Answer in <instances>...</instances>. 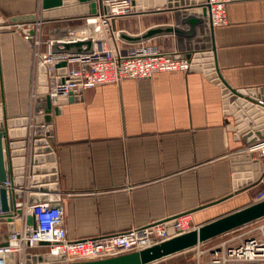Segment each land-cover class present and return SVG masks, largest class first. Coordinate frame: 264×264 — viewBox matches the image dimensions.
<instances>
[{
  "label": "crops",
  "instance_id": "1",
  "mask_svg": "<svg viewBox=\"0 0 264 264\" xmlns=\"http://www.w3.org/2000/svg\"><path fill=\"white\" fill-rule=\"evenodd\" d=\"M41 1L0 0V19L33 14ZM179 12L154 9L115 18L112 26L114 32L140 36L151 28L180 26ZM226 17L227 25L213 29L210 45L198 49L188 46L192 39L175 35L114 43L120 49L177 55L213 45L223 81L234 90H256L264 104V0H231ZM83 25L81 19H62L41 29ZM23 35L8 27L0 32V102L8 119L29 108L31 54ZM60 109L53 119L52 146L58 192L48 197H62L70 240L117 234L184 213L199 227L253 204L264 186L262 175L252 187L234 191L229 160L250 153L249 146L234 139L220 88L203 73L172 71L98 85ZM5 230L1 225L0 244ZM204 261L196 254V264Z\"/></svg>",
  "mask_w": 264,
  "mask_h": 264
},
{
  "label": "built area",
  "instance_id": "2",
  "mask_svg": "<svg viewBox=\"0 0 264 264\" xmlns=\"http://www.w3.org/2000/svg\"><path fill=\"white\" fill-rule=\"evenodd\" d=\"M231 0H204L200 9L205 10L201 19L208 22L209 31L216 27L227 25L226 6ZM109 7V14L102 12ZM131 0H101L96 15L74 17L81 19L84 25L80 28L54 29L44 34L41 5L33 13L31 22L8 24L9 29L19 31L21 28L33 29L31 36L23 35L28 42L31 54L30 88L28 94V111L24 115L27 119L26 154L24 165V184L21 187L23 197L16 201L15 207L20 209V216L14 217L15 231L6 234L0 246V258L6 254L12 255L10 264H25L24 257L30 250L43 248L41 253L56 257V264H71L93 262L115 258L131 253L141 252L152 246L164 243L171 238L197 230L192 222L190 213L180 214L174 218L154 222L143 227L131 228L117 234L70 240L64 228V213L61 208L62 197L58 194L48 197L46 201L29 203V187L32 175L31 143L35 137L48 138V124H34L37 116L46 115V110L36 108L37 97L48 98L51 107H58V102L66 101L78 90L84 91L98 85L119 83L122 80H146L157 73L181 71L189 72L191 63L187 59L175 58L178 53H164L155 48L120 49L115 43L111 47L109 37L104 26L110 25L118 17H128L139 12L131 10ZM52 21V20H49ZM95 34V35H93ZM113 42L118 38L117 32H112ZM90 39L92 50L89 54H54L51 52L53 44L76 43ZM62 64H64L62 66ZM44 68V72L40 68ZM87 68V69H86ZM63 70V73L59 71ZM41 75L45 76L46 84L42 85ZM46 87V92L39 93V89ZM46 103V100H43ZM52 114V111H51ZM250 153H258V158H264V141L248 147ZM0 186L12 190L10 182L6 180ZM264 200V186L254 196L253 203ZM13 216V212H11ZM3 214L0 212V216ZM28 216L32 223H27ZM174 222L173 235L167 232V224ZM18 224V227H16ZM3 223L0 222V227ZM245 226V225H244ZM243 227V226H242ZM257 233L249 236L241 234L225 239L206 250L196 249L197 257H205L204 264H264V230L263 226L256 228ZM234 231V230H233ZM231 232V231H230ZM228 232V233H230ZM226 233V234H228ZM153 241V243H152ZM40 243H46L41 246ZM33 254V253H31ZM62 258V259H60Z\"/></svg>",
  "mask_w": 264,
  "mask_h": 264
},
{
  "label": "water",
  "instance_id": "3",
  "mask_svg": "<svg viewBox=\"0 0 264 264\" xmlns=\"http://www.w3.org/2000/svg\"><path fill=\"white\" fill-rule=\"evenodd\" d=\"M101 0H42V20L57 21L60 19H70L74 17H84L87 15H96L97 8ZM204 0H131V10L145 14L154 9L179 10L183 14L199 13L205 15V10L200 9ZM161 11V10H158ZM102 12L109 14V7H104ZM33 14H27L21 17L9 18L8 20L0 19V32L5 31V24H17L31 22L34 20ZM113 22V20H112ZM112 22L105 25V33L109 37L111 47L114 42L111 33L114 32ZM201 20L194 16H187L180 21L181 25L187 26V30H182L178 26H163L151 28L140 36H128L126 33L118 32L119 40L126 43H140L153 37L162 35H175L183 38H193L196 26ZM1 24L3 27H1ZM22 34L31 36L33 29H20ZM213 29L210 30V36ZM92 41L90 39L76 43H54L51 52L54 54H89L92 50ZM190 61V71L199 72L206 75L209 79L218 85L222 97V108L226 115L232 119L234 129L233 137L241 141L245 146H251L264 141V104L258 100L256 90H234L230 88L222 79L215 64V50L211 46L208 51H194L182 55L174 56ZM64 64H62L63 66ZM87 69V68H86ZM40 71L43 73L44 68ZM63 73V70L59 71ZM42 85L46 84L45 76L41 75ZM46 92V87L40 88L39 93ZM81 90L73 93L66 101H59L58 105L70 103L74 96L81 94ZM46 103H43V100ZM36 108L46 110V115L37 116L34 124H48L49 132L47 139L35 137L31 143V165L30 173L32 175L31 185L29 187V203L34 204L43 202L48 199V195L58 192L57 174L55 165V153L53 151V119L60 113V106L51 107L49 99L46 97H37ZM3 102H0V184L8 180L13 187L12 190H6L0 186V222L6 225L7 234H13L15 231L14 217L20 216V209L15 207L16 201L23 197L21 187L24 184V165L26 154V128L27 119L24 115L8 119L5 116ZM52 111V114H51ZM230 170L232 185L234 191L244 188H250L264 175V160L255 158L253 153L245 155H233L230 157ZM13 212L12 214H10ZM176 217V216H174ZM171 217V218H174ZM169 218V219H171ZM264 218V200L253 203L238 209L225 216L212 220L198 227L197 230L187 234L171 238L170 240L159 245L152 246L141 252L131 253L115 258L81 262L71 264H151L161 259L173 256L198 244L207 242L211 239L224 235L230 231L238 229L244 225ZM27 223H32V217L28 216ZM174 222L167 224L169 235L174 234L172 225ZM153 243V241H152ZM2 242L0 246H6ZM45 246L46 243H40ZM62 259V258H60ZM58 259L48 254H31L27 253L24 257L25 264H56Z\"/></svg>",
  "mask_w": 264,
  "mask_h": 264
},
{
  "label": "rangeland",
  "instance_id": "4",
  "mask_svg": "<svg viewBox=\"0 0 264 264\" xmlns=\"http://www.w3.org/2000/svg\"><path fill=\"white\" fill-rule=\"evenodd\" d=\"M68 27L75 28L72 26H68ZM43 33L46 34L47 32L46 33L43 32ZM261 226H263V230H264V218L254 221L252 223H249L238 229H235L234 231H231L228 234L221 235L206 243H203L200 245V250H206L207 248L215 246L225 239L233 238L241 234H245V236L253 235L257 233L256 228L261 227ZM5 233H7V228L5 230ZM195 260H196V250H188V251H184V252L175 254L173 256L161 259L159 261L153 262L151 264H196Z\"/></svg>",
  "mask_w": 264,
  "mask_h": 264
},
{
  "label": "bare ground",
  "instance_id": "5",
  "mask_svg": "<svg viewBox=\"0 0 264 264\" xmlns=\"http://www.w3.org/2000/svg\"><path fill=\"white\" fill-rule=\"evenodd\" d=\"M187 16H194L197 17L199 19H201V14L199 13H192V14H183V12H179V22L184 19ZM178 26V25H177ZM179 28H181L182 30H187V26L185 25H181L178 26ZM95 35V34H93ZM96 36V35H95ZM192 39L193 43H188V46L191 48H201L207 45H210V31H209V27H208V22L203 19L201 20V23H199L196 28H195V35L193 36V38H189ZM13 258L12 255L10 256L9 254L4 255L3 257L0 258V264H10V262H12Z\"/></svg>",
  "mask_w": 264,
  "mask_h": 264
}]
</instances>
